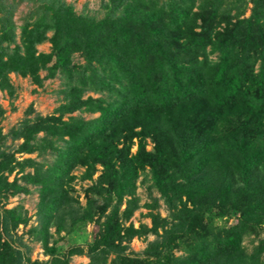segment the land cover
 <instances>
[{
    "label": "trees",
    "instance_id": "trees-1",
    "mask_svg": "<svg viewBox=\"0 0 264 264\" xmlns=\"http://www.w3.org/2000/svg\"><path fill=\"white\" fill-rule=\"evenodd\" d=\"M157 3L109 0L95 19L45 0L19 41L10 17H0V91L14 96L9 74L40 84L42 69L67 85L57 116L37 115L9 132L22 140L14 151L1 148L7 135L0 129V195L39 186L42 228L34 230L51 264H68L72 255L89 264H264V240L251 252L243 246L264 223V0ZM45 42L50 52L38 53ZM75 54L83 64L72 65ZM86 92L100 97L83 99ZM76 111L98 116L63 120ZM47 148L56 155L45 170L16 157ZM77 168L81 181L98 173L83 191L84 207L72 195ZM14 172L22 175L7 182ZM145 172L159 194L144 205L151 226H124L139 208L137 180ZM20 213L0 212V264L29 261L13 247L11 232L27 222ZM235 216L231 225H215ZM92 222L97 231L85 253L72 248L55 257L50 226L59 233ZM147 236L155 238L140 255L126 254L133 238Z\"/></svg>",
    "mask_w": 264,
    "mask_h": 264
},
{
    "label": "rangeland",
    "instance_id": "rangeland-1",
    "mask_svg": "<svg viewBox=\"0 0 264 264\" xmlns=\"http://www.w3.org/2000/svg\"><path fill=\"white\" fill-rule=\"evenodd\" d=\"M48 1V0H46ZM60 3L70 5L78 15L90 16L95 19L102 18L107 12V6L109 0H58ZM167 0H158V5ZM45 0H0V17H10L11 21L16 25L15 32L17 34L16 41H19L18 36L20 34L21 27L25 22L32 23L35 20V12L38 7L42 6ZM249 15L247 10L246 15ZM51 33L48 34L50 36ZM12 47V45H11ZM38 53H49L50 44L45 42L36 46ZM214 55L211 58L214 59ZM52 62L48 65H51ZM84 61L78 55H74L72 65L83 64ZM38 76L41 80L40 84H36L31 77L22 78L15 74H9V79L14 87V96L9 97L5 92L0 91V129L3 135H7L4 146L1 147L6 152L14 151L18 145L22 143L21 139L12 140L9 134L11 130L19 129L25 120H29L31 123L35 120L36 116L48 117L57 116V109L60 105L66 102L64 90L66 89V80L61 74H55L52 77H48V71L42 69L38 72ZM88 95L92 97H100L98 93L86 92L83 95V99ZM98 113L89 114L81 111H76L72 114H66L63 116V120L67 121L69 117H81L84 120L96 118ZM46 137L47 140L55 142L56 147H61L64 142L58 139V136L46 135L44 132H40L37 137ZM150 144L148 149H150ZM135 148L132 149V152ZM56 151L46 149L43 155L33 153L30 155L18 154L16 157L19 160L30 158L34 159L42 165V169H47L48 166L54 164V158ZM32 171L25 168L24 173ZM83 170L77 168L72 174L76 176V180L72 183L75 192L73 196L78 198L80 205L85 206L86 198L84 196V189L93 184V181L97 178L98 173L93 176V180L81 181L80 177ZM22 175L21 172H14L7 177V182H12L14 178L18 179ZM19 184L23 185L22 181ZM151 182L149 176L142 173L137 180L136 197L139 200V208L134 212L133 216L125 222L124 226L132 224L135 228H138L141 224L144 226H151L150 219L146 218L148 211L144 208L145 204L151 202L152 198H158L159 194L154 189H149ZM29 190L28 193H21L15 196L8 195L4 197L0 195V212L3 214L5 209L18 208L21 212V217L26 219L25 224L19 225L14 231L11 232L12 238L15 241L13 247L24 255L25 259H29L25 264H51L52 258L45 254L43 246L41 244V237L36 234L35 230L42 228L38 204L40 201V189L39 186L26 185ZM151 194V196H150ZM159 208L157 212L162 217H166L168 214L167 207L162 200H159ZM124 208L122 206L121 210ZM238 216V215H237ZM229 218L225 222V219H216V226L231 225L236 222V218ZM103 220V219H102ZM101 220V221H102ZM259 235L254 237L250 235L243 241V246L247 252H251L253 247L258 244L259 241L264 240V223L261 225ZM35 229V230H34ZM97 231L96 225L92 223H86L84 226H76L71 228L66 226L65 230L57 233L54 226H50L48 229L47 243L48 247H55L57 249L55 257L66 258L68 252L72 248H80L85 253L88 249L89 243H91L93 236ZM154 236H147L146 238L135 237L129 243V250L126 252L128 255L136 256L140 255L145 249L147 242L152 241ZM176 256L181 254V251L174 252ZM264 257V254L262 255ZM110 259V258H109ZM68 264H89V258L85 256L72 255L68 257Z\"/></svg>",
    "mask_w": 264,
    "mask_h": 264
}]
</instances>
